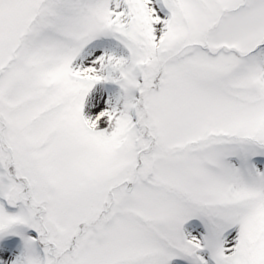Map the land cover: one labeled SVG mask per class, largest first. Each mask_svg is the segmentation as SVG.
Segmentation results:
<instances>
[{"label":"snow or ice","instance_id":"1","mask_svg":"<svg viewBox=\"0 0 264 264\" xmlns=\"http://www.w3.org/2000/svg\"><path fill=\"white\" fill-rule=\"evenodd\" d=\"M0 264H264V0H0Z\"/></svg>","mask_w":264,"mask_h":264}]
</instances>
